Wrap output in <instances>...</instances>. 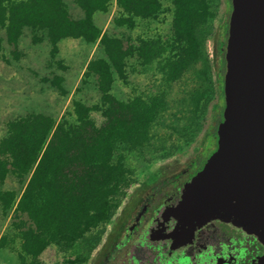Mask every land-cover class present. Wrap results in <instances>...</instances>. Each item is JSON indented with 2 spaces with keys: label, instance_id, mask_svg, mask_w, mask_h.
Instances as JSON below:
<instances>
[{
  "label": "trees",
  "instance_id": "16d2710c",
  "mask_svg": "<svg viewBox=\"0 0 264 264\" xmlns=\"http://www.w3.org/2000/svg\"><path fill=\"white\" fill-rule=\"evenodd\" d=\"M83 16L72 19L62 0H0V27L6 28V40L13 46L25 27L31 28L33 39L39 40L37 31H45L49 57L59 69H66L57 58L58 42L65 37H81L93 43L99 40L103 56L89 60L80 84L90 78L100 92L98 104L86 105L75 100V121L56 123L43 112H30L8 124L7 134L0 144V183L9 172L22 177L30 174L28 183L17 202L15 217L24 215L20 226L21 250L26 259L34 260L38 254L58 238L72 239L79 236L90 224L109 215V185L123 176L122 164L125 151L137 148L149 140L152 123L167 107L165 90L148 99L131 101L117 99L110 90L114 73L123 76L126 61L137 60L150 65L160 59V69L165 84L178 80L193 67L200 47L195 36L196 18L206 9L205 0H170L174 7L172 34L169 38L150 37L138 45H125L121 39L102 33L93 15L104 11L110 0H77ZM134 15L155 16L160 0H118ZM226 2L219 23L212 33L213 47L218 54L217 65L211 64L214 74L216 100L211 106L208 126L220 101L219 77L222 66V42L226 25ZM0 37V48H1ZM162 63V64H161ZM50 84L59 94H65L64 78L53 75ZM192 110L195 97L190 91L186 98ZM103 108L106 121L99 127L88 120V111ZM199 147V146H198ZM0 191V204L9 209L13 198ZM4 240L0 238V244Z\"/></svg>",
  "mask_w": 264,
  "mask_h": 264
},
{
  "label": "rangeland",
  "instance_id": "374dc122",
  "mask_svg": "<svg viewBox=\"0 0 264 264\" xmlns=\"http://www.w3.org/2000/svg\"><path fill=\"white\" fill-rule=\"evenodd\" d=\"M160 1V9L155 16L141 17L126 10L118 0H110L106 10L94 13V22L102 33L121 39L125 45H138L146 38L156 36L169 38L172 34L174 7L170 0ZM62 2L72 19L83 16V9L77 0ZM205 2L206 9L196 18L194 26L200 47L193 59V67L171 83V86L165 84L160 59L145 65L136 56H132L126 61L123 76L114 73L110 93L117 99L127 102L140 97L146 100L165 90L168 104L152 123L149 140L124 152L123 176L109 185L108 217L90 224L79 236L72 239L57 237L34 260L26 259L21 250L19 232L22 221L26 218L24 215L15 217L13 211L30 174L19 177L9 172L0 183V191L8 192V196L13 198L9 209H4L0 204V238H4L0 244V264H92L100 247L104 245L107 232L120 208L135 198L137 190L144 189L153 179H157L150 191L156 197L155 204L161 203L203 165L209 146L216 140L217 124L222 112L220 93L218 109L204 137L211 106L216 100L211 67L214 59L211 35L224 10L223 0ZM229 10L230 1L227 0L226 16ZM37 35L39 40L35 41L31 28L25 27L22 30L17 41L16 50L19 55L16 58L13 46L6 40L5 26L0 27V144L7 134L9 122L27 113L43 112L51 115L56 123L64 121L68 125L75 121V100L86 105L101 101L93 78L85 85L80 84L89 60L103 56V47L99 40L89 43L81 37L61 39L58 42L57 58L66 66L62 70L50 60V45L45 31L39 30ZM220 63L222 66V57ZM56 74L64 78L65 94H59L49 82ZM221 81L220 74V89ZM190 91L195 97L192 110L186 105ZM87 118L95 127L106 121L102 107L88 111ZM194 152L195 156L187 172H176L175 177L170 175L175 167L185 163ZM0 156L2 157L1 151Z\"/></svg>",
  "mask_w": 264,
  "mask_h": 264
},
{
  "label": "water",
  "instance_id": "95a60500",
  "mask_svg": "<svg viewBox=\"0 0 264 264\" xmlns=\"http://www.w3.org/2000/svg\"><path fill=\"white\" fill-rule=\"evenodd\" d=\"M229 1L216 140L154 212L136 263L150 252L157 264H264V0Z\"/></svg>",
  "mask_w": 264,
  "mask_h": 264
},
{
  "label": "flooded vegetation",
  "instance_id": "af4514ba",
  "mask_svg": "<svg viewBox=\"0 0 264 264\" xmlns=\"http://www.w3.org/2000/svg\"><path fill=\"white\" fill-rule=\"evenodd\" d=\"M194 156L195 152L185 163L181 164L179 167H175L170 175L175 177L177 173L187 172ZM202 166L198 170H200ZM156 180L157 179H153L144 189L137 190L135 198L129 201L128 204L124 203L120 208L117 218L113 221L107 232L104 245L100 247L99 254L92 264L158 263V259L150 252L138 263L132 258L140 234L152 218L154 211L162 209L163 207V202H157L155 204L156 197L153 195V191H150L153 189V184ZM160 180H162V178L159 179V181ZM181 184L176 190L170 192L168 196L177 193Z\"/></svg>",
  "mask_w": 264,
  "mask_h": 264
}]
</instances>
